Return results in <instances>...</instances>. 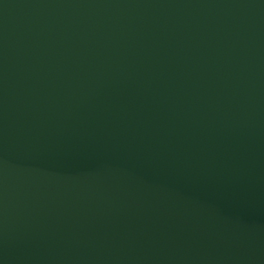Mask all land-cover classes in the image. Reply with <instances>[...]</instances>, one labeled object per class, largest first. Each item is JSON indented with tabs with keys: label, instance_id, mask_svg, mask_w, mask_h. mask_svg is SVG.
Returning a JSON list of instances; mask_svg holds the SVG:
<instances>
[{
	"label": "water",
	"instance_id": "95a60500",
	"mask_svg": "<svg viewBox=\"0 0 264 264\" xmlns=\"http://www.w3.org/2000/svg\"><path fill=\"white\" fill-rule=\"evenodd\" d=\"M0 264H264V0H0Z\"/></svg>",
	"mask_w": 264,
	"mask_h": 264
}]
</instances>
